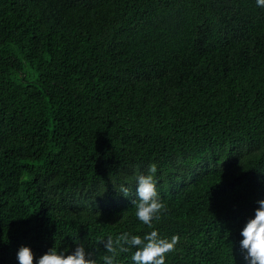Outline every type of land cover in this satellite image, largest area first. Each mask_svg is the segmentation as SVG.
Here are the masks:
<instances>
[{
	"label": "trees",
	"instance_id": "obj_1",
	"mask_svg": "<svg viewBox=\"0 0 264 264\" xmlns=\"http://www.w3.org/2000/svg\"><path fill=\"white\" fill-rule=\"evenodd\" d=\"M151 164L149 228L132 201ZM260 200L256 0H0V264L77 244L103 264L109 237L152 230L180 237L165 264H246Z\"/></svg>",
	"mask_w": 264,
	"mask_h": 264
},
{
	"label": "clouds",
	"instance_id": "obj_2",
	"mask_svg": "<svg viewBox=\"0 0 264 264\" xmlns=\"http://www.w3.org/2000/svg\"><path fill=\"white\" fill-rule=\"evenodd\" d=\"M257 6L264 7V0H256ZM157 165L151 164L148 174L137 177V200L132 201L135 206V215L140 222L149 228L153 227V221L159 222L166 206L158 198L156 190ZM128 188L121 186L119 191L128 195ZM259 207L255 210L254 218H250L243 227L240 235V250L246 264H264V200L258 201ZM180 237L172 236L170 239L162 238L158 231L152 230L143 237L130 235L124 232L115 239L109 237L104 241L106 255L103 256V264H114L115 258L121 253H128L130 249L137 250L132 254L133 264H165L166 255L175 251ZM19 264H97L86 252L83 244H77L70 253H58L54 248L47 251L38 259L34 257L31 249L21 246L17 252Z\"/></svg>",
	"mask_w": 264,
	"mask_h": 264
}]
</instances>
